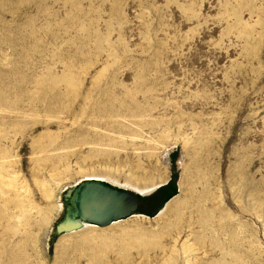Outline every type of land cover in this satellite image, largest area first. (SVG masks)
Listing matches in <instances>:
<instances>
[{
	"label": "rangeland",
	"instance_id": "374dc122",
	"mask_svg": "<svg viewBox=\"0 0 264 264\" xmlns=\"http://www.w3.org/2000/svg\"><path fill=\"white\" fill-rule=\"evenodd\" d=\"M0 165V264H264V0H0ZM85 179L143 213L56 237Z\"/></svg>",
	"mask_w": 264,
	"mask_h": 264
},
{
	"label": "water",
	"instance_id": "95a60500",
	"mask_svg": "<svg viewBox=\"0 0 264 264\" xmlns=\"http://www.w3.org/2000/svg\"><path fill=\"white\" fill-rule=\"evenodd\" d=\"M63 212L53 226L56 237L85 225L107 227L125 220L140 209L134 195L109 183L85 179L61 195Z\"/></svg>",
	"mask_w": 264,
	"mask_h": 264
},
{
	"label": "bare ground",
	"instance_id": "6f19581e",
	"mask_svg": "<svg viewBox=\"0 0 264 264\" xmlns=\"http://www.w3.org/2000/svg\"><path fill=\"white\" fill-rule=\"evenodd\" d=\"M4 170H5V168H4V166H2V165H0V195L2 196V195H4V191H3V187L4 186H10V187H14V184L12 183V182H10V183H7V182H5V180H4V175H3V173L2 172H4ZM164 181H161L159 184H161V183H163ZM156 185H158V184H156ZM156 185H154L153 187H150V188H137V187H133L134 188V190L136 191V192H138V193H140V194H147V192H149L151 189H153ZM16 189V188H15ZM18 190V189H17ZM14 192H15V190H14ZM19 194V193H18ZM19 197V196H18ZM4 204H5V202H4ZM20 204H21V202H20ZM19 204V205H20ZM168 205L169 204H166L165 205V208H167L168 207ZM16 206V205H15ZM21 207H22V205H21ZM21 207H20V209H19V215L17 216H14V217H16L17 219H20V218H23L24 217V211H23V209H21ZM15 209V208H14ZM18 209V208H17ZM163 210H161L159 213H161ZM164 212V211H163ZM4 216V215H3ZM7 215H5V217H6ZM9 216H10V214H9ZM9 218V217H8ZM19 221V220H18ZM114 223V222H113ZM94 225H85L84 227H93ZM145 243V242H144Z\"/></svg>",
	"mask_w": 264,
	"mask_h": 264
},
{
	"label": "trees",
	"instance_id": "16d2710c",
	"mask_svg": "<svg viewBox=\"0 0 264 264\" xmlns=\"http://www.w3.org/2000/svg\"><path fill=\"white\" fill-rule=\"evenodd\" d=\"M174 188L172 189V194H173V192H174ZM161 192V191H160ZM166 196H168L166 199H168L169 198V193H166ZM153 204H155V203H153ZM140 209H141V207H140ZM136 213H143V212H141V211H137Z\"/></svg>",
	"mask_w": 264,
	"mask_h": 264
}]
</instances>
